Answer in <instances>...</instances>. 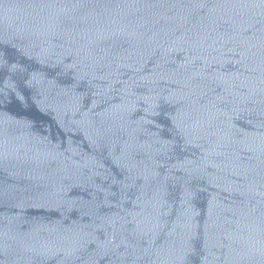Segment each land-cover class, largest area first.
Returning <instances> with one entry per match:
<instances>
[{"label": "water", "instance_id": "95a60500", "mask_svg": "<svg viewBox=\"0 0 264 264\" xmlns=\"http://www.w3.org/2000/svg\"><path fill=\"white\" fill-rule=\"evenodd\" d=\"M0 264H264V0H0Z\"/></svg>", "mask_w": 264, "mask_h": 264}]
</instances>
